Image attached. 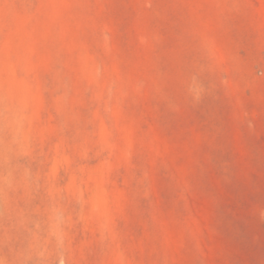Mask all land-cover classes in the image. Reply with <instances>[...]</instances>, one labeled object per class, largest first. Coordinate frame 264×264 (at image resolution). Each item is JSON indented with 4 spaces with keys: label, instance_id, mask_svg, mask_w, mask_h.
Returning a JSON list of instances; mask_svg holds the SVG:
<instances>
[{
    "label": "rangeland",
    "instance_id": "obj_1",
    "mask_svg": "<svg viewBox=\"0 0 264 264\" xmlns=\"http://www.w3.org/2000/svg\"><path fill=\"white\" fill-rule=\"evenodd\" d=\"M0 264H264V0H0Z\"/></svg>",
    "mask_w": 264,
    "mask_h": 264
}]
</instances>
